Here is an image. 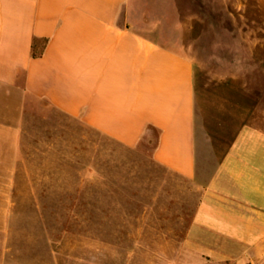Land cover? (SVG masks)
Listing matches in <instances>:
<instances>
[{"label": "rangeland", "instance_id": "obj_1", "mask_svg": "<svg viewBox=\"0 0 264 264\" xmlns=\"http://www.w3.org/2000/svg\"><path fill=\"white\" fill-rule=\"evenodd\" d=\"M183 11L185 51L205 86L201 139L222 144L224 158L243 144L251 113L264 125V0ZM199 11L209 38L191 36ZM6 122L23 133L0 151V264L248 263L243 244L193 230L209 184L156 164L151 145L122 144L43 99Z\"/></svg>", "mask_w": 264, "mask_h": 264}, {"label": "crops", "instance_id": "obj_2", "mask_svg": "<svg viewBox=\"0 0 264 264\" xmlns=\"http://www.w3.org/2000/svg\"><path fill=\"white\" fill-rule=\"evenodd\" d=\"M214 5L0 0V151L9 133H23L22 127L9 132L6 121L23 118L30 99H43L127 146L149 144L156 164L209 184L194 210L193 230L241 243L249 248L247 264H264V125L251 113L243 144L224 158L222 144L201 139L205 86L185 51L183 8ZM195 16L192 38H209L200 31V11ZM211 154L221 163L217 169ZM207 162L212 169L204 170Z\"/></svg>", "mask_w": 264, "mask_h": 264}]
</instances>
